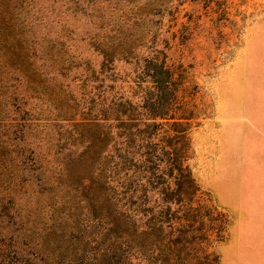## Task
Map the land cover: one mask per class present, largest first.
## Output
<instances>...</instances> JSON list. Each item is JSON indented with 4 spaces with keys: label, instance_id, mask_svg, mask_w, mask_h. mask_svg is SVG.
Listing matches in <instances>:
<instances>
[{
    "label": "trees",
    "instance_id": "16d2710c",
    "mask_svg": "<svg viewBox=\"0 0 264 264\" xmlns=\"http://www.w3.org/2000/svg\"><path fill=\"white\" fill-rule=\"evenodd\" d=\"M102 1L61 3L101 24ZM127 1L145 16L167 2ZM36 3L0 0V264H219L229 217L186 162L198 106L181 73L125 33L88 37L96 68L64 56L21 18Z\"/></svg>",
    "mask_w": 264,
    "mask_h": 264
},
{
    "label": "rangeland",
    "instance_id": "374dc122",
    "mask_svg": "<svg viewBox=\"0 0 264 264\" xmlns=\"http://www.w3.org/2000/svg\"><path fill=\"white\" fill-rule=\"evenodd\" d=\"M62 1L20 13L39 42H57L64 56L96 68L100 55L88 37L125 33L137 54L153 45L181 73L178 92L198 106L186 162L200 197L229 217L226 237L211 249L219 264H264V172H254L264 166V0H167L148 16L127 0H109L101 24L88 8L72 12ZM132 66L114 62L122 74Z\"/></svg>",
    "mask_w": 264,
    "mask_h": 264
},
{
    "label": "crops",
    "instance_id": "0c3cea01",
    "mask_svg": "<svg viewBox=\"0 0 264 264\" xmlns=\"http://www.w3.org/2000/svg\"><path fill=\"white\" fill-rule=\"evenodd\" d=\"M262 166V165H261ZM255 173H259V174H263L262 172H264V166L263 167H258V168H255L254 170ZM261 175H259L260 177Z\"/></svg>",
    "mask_w": 264,
    "mask_h": 264
}]
</instances>
